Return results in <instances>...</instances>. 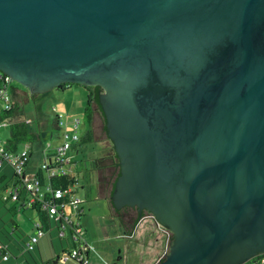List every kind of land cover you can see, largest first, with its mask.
<instances>
[{
	"label": "water",
	"instance_id": "obj_1",
	"mask_svg": "<svg viewBox=\"0 0 264 264\" xmlns=\"http://www.w3.org/2000/svg\"><path fill=\"white\" fill-rule=\"evenodd\" d=\"M0 70L31 93L105 87L109 209L124 236L116 207L149 210L156 264L264 253V0H0Z\"/></svg>",
	"mask_w": 264,
	"mask_h": 264
},
{
	"label": "rangeland",
	"instance_id": "obj_2",
	"mask_svg": "<svg viewBox=\"0 0 264 264\" xmlns=\"http://www.w3.org/2000/svg\"><path fill=\"white\" fill-rule=\"evenodd\" d=\"M13 86L20 90L23 89V85L17 80L14 81ZM89 94V90L86 87L74 83L61 89L54 87L38 93L28 91L27 94L22 93L20 97L18 96L17 100L22 108V113L19 114V117L28 121L29 128L37 136L33 142L21 143L20 145L28 146L32 151L27 172H32L37 168V165H42L45 148H53L63 144V134L65 132L72 134L76 118L80 119L77 129L79 133L83 134L84 130L90 127L86 111ZM12 97L14 100L16 99L13 93ZM92 107H94L93 112L95 116L92 120L93 128L91 129L93 141L81 143L77 147V151L74 149L71 152V157L75 161L68 167L69 169H76L80 173L81 184L85 187L84 194H82L86 197V200L81 204V206H84V209L81 215H75L74 218L75 220L79 218L83 227L86 228L85 238L93 247L88 264H156L166 250L167 232L157 223L160 227H158L157 236H159V240L161 241H158L156 247L151 248L152 250L146 249L142 253L144 255L143 258L146 259V262H143L144 259L140 256L142 244L139 245L137 238H127L124 241L125 238L119 235L121 227L117 224V217L115 218L111 214L106 200L98 197L96 186H92L89 182L92 181L93 183L96 179L91 162L95 158H97L96 163L100 168L97 170V176L100 179L102 188L106 186L105 180H110L113 176L107 167L111 162L110 155L113 153V149L111 148L112 143L103 129V122L97 112L94 100H92ZM57 116L62 121L60 128L55 123ZM10 126L8 124L0 127V134L3 138L10 135ZM49 143L51 146L48 145ZM115 172L116 167L114 169ZM90 186L92 188L88 189ZM12 189L13 186L9 188V190ZM8 194V191L4 192L5 196ZM14 205H16L17 211L13 209L12 206ZM19 206L20 202L12 199L6 201L5 204L0 197V216L5 221L13 216L27 235L37 234L38 231L35 223L39 221V212L28 206L25 207L23 212L19 210ZM149 216L154 218L152 215ZM1 217L0 222L2 221ZM145 234L147 240L144 246H148V240H152V238L154 244L156 243V234H153L151 237L147 235V231H145ZM70 244L67 239L61 240L59 237L54 238L53 244L49 239L48 241L46 239L43 241L42 239L39 242L42 259L46 261L49 259L46 264H81L74 259H59L56 262L51 260L61 253L63 247H70ZM36 250L39 252L38 246H36ZM12 262L13 259L5 262L0 256V264H12ZM40 262L41 260H39ZM33 264L37 263L33 262Z\"/></svg>",
	"mask_w": 264,
	"mask_h": 264
},
{
	"label": "built area",
	"instance_id": "obj_3",
	"mask_svg": "<svg viewBox=\"0 0 264 264\" xmlns=\"http://www.w3.org/2000/svg\"><path fill=\"white\" fill-rule=\"evenodd\" d=\"M15 79L8 73L0 70V127L8 125L17 119L2 117L4 111H10L13 109L14 99L12 93L14 90ZM25 120V119H24ZM28 122L27 120H25ZM62 121L58 119L59 125ZM80 119L74 120V131L72 134L65 132L63 134L64 142L62 145L51 148H45L44 159L39 169L45 171V177L47 178L45 183L40 181L38 176V170L27 172L29 161L31 160V150L28 146H23L17 151H12L7 146V141L0 136V167L4 163H8L17 176L21 180V189L13 187L6 191L9 192L12 200L20 202V207H32V205L38 204L39 207L45 208L48 216L51 219L60 221L59 228L60 233L65 234L68 227H71L72 238L77 243L75 246H71L67 251H61L59 253L60 259H74L81 264H88L90 262L89 252L93 251V247L89 244L85 238V228L79 221V218L75 220V215H81L83 208L81 204L85 200L83 196L78 193L80 177L76 169H69L68 167L74 163V159L71 157V152L75 149V146L80 141L82 133L78 132ZM74 173V181L68 186L53 187L48 181L50 177L57 175H65L67 173ZM24 190V194L22 191ZM50 197L48 200H44V197ZM40 221L35 223L37 234H33L28 241V247L33 248L38 239L44 235L43 230L40 228ZM165 252V251H164ZM164 254V253H163ZM162 254V255H163ZM7 258V255L4 256ZM241 264H264V254H257L256 256L248 259Z\"/></svg>",
	"mask_w": 264,
	"mask_h": 264
},
{
	"label": "trees",
	"instance_id": "obj_4",
	"mask_svg": "<svg viewBox=\"0 0 264 264\" xmlns=\"http://www.w3.org/2000/svg\"><path fill=\"white\" fill-rule=\"evenodd\" d=\"M70 84H74V83H65V85L62 84L61 86L62 88H64L65 86ZM82 86L86 87L85 85ZM97 87H99V85ZM59 88L61 87L59 86ZM86 88L88 89V87ZM13 94L16 97V99L14 100L13 109L10 111H4L2 117L17 119V121L11 123L10 136L8 137L7 140V146L12 151H17L20 148L21 143L33 142L34 140H36L37 136L35 132L29 128L28 122H26L23 118L19 117V114L22 113V108L17 100L18 97H17L16 87H14ZM92 100H94L97 104L100 105L98 90L96 91L94 97H92L91 94H89V101L86 104V111H87L89 124H91L92 116H93ZM57 122H58V116L55 119V123L57 127H59ZM87 141H93V134L91 128H88L86 134L81 136L78 144L85 143ZM115 157H116V153H115ZM10 170L11 172H9ZM120 172L121 171L118 168V172L117 174L115 173V178L114 181L112 182V191L115 187L116 179L120 174ZM38 176L40 178V181H43L45 183L47 179L45 177V171L39 169ZM74 178H75L74 173L70 172L65 175H57L55 177L54 176L50 177L48 181L51 183L53 187H59V186L66 187L74 181ZM10 186L18 187V189L22 188L21 180L19 176L15 174L13 168L8 163H4L0 167V197L5 202V204L6 201L11 199L10 195H6V196L4 195V192ZM1 191H3L2 194ZM49 198L50 197H48L47 195L44 197V200H48ZM31 208L39 212V221L41 223L40 228L44 232V235L42 236H47L52 244L55 237H59L61 240L67 239L71 243L70 247L75 246L77 244L72 238L71 227H68L67 232H65V234H61L59 228L60 221L51 219L48 216L46 209L39 207L38 204L32 205ZM141 216H143V214L137 215L135 220L131 223L130 230L134 228L135 224L137 223V221ZM1 218H2V221L0 222L1 259L5 262H8L9 260L13 259L12 264H33V262L38 264L39 260H41L39 264H46V262L49 259L47 261L43 260L39 249V242L41 241L42 236L34 244L33 248H29L28 241L31 239L32 235L31 234L27 235L25 231L15 221L13 216L9 217L7 221H5L3 217ZM36 246H38L39 252L36 250ZM70 247H63L62 251H67L70 249ZM260 254H264V253H260ZM5 255H7L6 259L4 258ZM59 259H60L59 254H57L56 257L52 258L51 260L56 262Z\"/></svg>",
	"mask_w": 264,
	"mask_h": 264
},
{
	"label": "crops",
	"instance_id": "obj_5",
	"mask_svg": "<svg viewBox=\"0 0 264 264\" xmlns=\"http://www.w3.org/2000/svg\"><path fill=\"white\" fill-rule=\"evenodd\" d=\"M19 90V89H18ZM16 98V97H15ZM86 131H87V129L86 130H84V132H83V134L82 135H84V134H86ZM0 136H1V134H0ZM10 136V135H9ZM8 136V137H9ZM8 137H5V138H3L2 136H1V138L2 139H4V140H8ZM80 144H77L76 146H75V151H77V147L79 146ZM21 147H23V146H20V148ZM31 155H32V151H31ZM30 158H31V156H30ZM91 162H92V169H93V171H94V173H95V175H96V179L93 181V183H92V181H89L91 184H92V186L94 185V186H96V192H97V195H98V197H102V198H104L105 200H106V202L108 203V196H109V189H110V184L109 183H105V185L106 186H104V188H102L101 187V183H100V179L98 178V176H97V170L99 169V167L97 166L98 164L96 163V158L95 159H92L91 160ZM96 163V164H95ZM39 169V166L37 165V168L35 169V170H33V171H37ZM9 172H11V170L9 171ZM79 177H80V173H79ZM10 187H12V186H10ZM9 187V188H10ZM84 185H82L81 184V181H80V183H79V189H78V193L81 195V196H83L84 197V199L86 200V197L83 195L84 193H83V191H84ZM91 189L92 187L90 186V187H88V189ZM22 193L24 194L25 192H24V190L22 191ZM83 193V194H82ZM13 207V209H15V211H17V208H16V205H14V206H12ZM81 207H83V209H84V206L82 205ZM108 207H109V203H108ZM19 210H21V211H23L24 212V210H25V208H22L21 209V207L19 206ZM110 210V209H109ZM115 218L117 217V216H115V215H113ZM15 219V218H14ZM16 221V220H15ZM17 222V221H16ZM18 223V222H17ZM117 224L119 225V227H121V232L119 233V235L122 237V238H125L124 239V241L127 239V238H131V239H136L137 238V241H139V245H141L142 244V249H141V254H140V256H141V258H143V254L142 253H144L145 252V250L146 249H151L152 247H156V245H157V242L158 241H161V240H159V236H157V234H158V231H159V229H158V224H157V222H156V220L154 219V218H152L151 216H149V215H145V216H143V217H141L140 219H139V221L137 222V224H136V226H135V229H134V231H133V233L131 234V235H129V236H124L123 234H124V229H123V227H122V225H121V223H120V221H119V219L117 218ZM19 225V224H18ZM20 226V225H19ZM21 227V226H20ZM160 228V227H159ZM86 229V228H85ZM145 231H147V235L148 236H152L153 234H156V237H155V241H156V243L154 244V240H153V238H152V240L151 239H149L148 240V242H149V245L148 246H144V245H146L145 244V242H146V240H147V238L145 237ZM152 232V233H151ZM120 237V238H121ZM43 239V241H44V239H46L47 241H48V237L47 236H42L41 237V240ZM121 241H122V239H121ZM155 245V246H154ZM145 248V249H144ZM153 249V248H152ZM151 249V250H152ZM62 251V250H61ZM91 252L92 251H90L89 252V257H90V254H91ZM151 252V251H150ZM119 257H121V256H119ZM144 259V258H143ZM143 261V260H142ZM143 262H146V259H144V261ZM153 262V261H152Z\"/></svg>",
	"mask_w": 264,
	"mask_h": 264
},
{
	"label": "flooded vegetation",
	"instance_id": "obj_6",
	"mask_svg": "<svg viewBox=\"0 0 264 264\" xmlns=\"http://www.w3.org/2000/svg\"><path fill=\"white\" fill-rule=\"evenodd\" d=\"M185 73H186V71H184V74ZM181 81H182V79H180V81L177 82V86H178V89L180 91L184 88V84H182ZM63 84L65 85V83H63ZM174 84H175L174 87H176V83H174ZM98 85H99V87H97ZM98 85L95 84V85L86 86V87H88L89 93L91 94L92 97H94V95H95V93H96L97 90H98V94L99 95L101 93H103V92L106 91V89H105V87L103 85H101V84H98ZM60 87L62 88V86H60ZM61 88H59V89H61ZM28 91H30V89L28 87H26V86L23 85V89H21V90L20 89L19 90L17 89V97L18 96L20 97L22 95V93L27 94ZM96 106H97V112L99 113V115L104 120L103 129L105 130L106 135L109 137V139H110L109 141H111V143H112L111 148L113 149V153H111V155H110L111 162L109 163V165L107 167H108V169H110V174L111 175L113 174V176H112V178L110 180L109 179L105 180V183L112 184V182L114 181V178H115V173H114L115 167H116V174L118 172V168L119 169L121 168L120 159H119V156L117 154V151H115L113 141L111 140V138H110V136L108 134V130L106 128V116H105V113L103 111V108H102L101 104L99 105V104L96 103ZM92 108L94 109V107H92ZM93 118H95L94 112H93L92 120H93ZM89 128H91V129L93 128L92 121H91V124H90V127ZM115 153H116V157H115ZM146 211H149V210L146 209V208H142L140 210L138 205H129V204L127 205V204H125V205H122L119 208L116 207V212L118 213V215L120 217L127 216L130 220L132 219L131 223L135 220V218L137 217V215H139V214L145 215L146 214ZM173 234H174V232H173Z\"/></svg>",
	"mask_w": 264,
	"mask_h": 264
}]
</instances>
